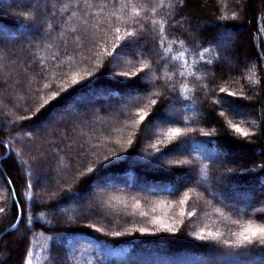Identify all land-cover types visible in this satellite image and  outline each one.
I'll return each mask as SVG.
<instances>
[{"label":"trees","instance_id":"1","mask_svg":"<svg viewBox=\"0 0 264 264\" xmlns=\"http://www.w3.org/2000/svg\"><path fill=\"white\" fill-rule=\"evenodd\" d=\"M0 141V264H264V0H0Z\"/></svg>","mask_w":264,"mask_h":264},{"label":"rangeland","instance_id":"2","mask_svg":"<svg viewBox=\"0 0 264 264\" xmlns=\"http://www.w3.org/2000/svg\"><path fill=\"white\" fill-rule=\"evenodd\" d=\"M230 36V34H227L226 33V39H221V45L224 47V46H226V48L227 47H229V40L227 39V37H229ZM121 57V56H120ZM224 57V56H223ZM100 95H101V93H95V94H92V93H90L89 94V100L90 101H93V100H96L98 97H100ZM74 105V104H73ZM69 106V109H73V112H75V106ZM172 113V112H171ZM60 117H62V120H65V118H66V116L64 115L63 116V114L61 113L60 114V116L59 115H52V119L49 121V123L48 124H45V125H43V126H41V128H40V131H42L43 129L45 130V132H48V130H49V127H51L52 125H53V122H55V121H58L59 119H60ZM67 119V118H66ZM38 130H36V132H37ZM56 172H57V170H55ZM48 179H47V177L46 178H43V183H44V185H46L47 184V181ZM0 187H2V181H1V179H0ZM249 198H252L251 196H249ZM149 251H151V252H153V249H151V250H149ZM148 253H150V252H148ZM141 259H143L141 262H139V264H150V260L149 259H153V264L155 263V262H157V261H160V259H164L165 260V262H166V264H172V261L171 260H166L165 258H164V256H163V254H159V253H154L153 254V258H149V257H144V258H141ZM145 259H147V261H145ZM154 259L156 260L155 262H154ZM216 261H217V263H219V264H231V259H230V256H226V255H222V256H219V257H217V259H215ZM189 261H192V260H188V262ZM202 260L201 259H196V261H194V263L195 262H201ZM203 262V261H202ZM191 263H193V262H191ZM205 263V262H204ZM175 264H177V263H175ZM188 264H190V263H188ZM198 264H203V263H198ZM233 264V263H232Z\"/></svg>","mask_w":264,"mask_h":264},{"label":"snow or ice","instance_id":"3","mask_svg":"<svg viewBox=\"0 0 264 264\" xmlns=\"http://www.w3.org/2000/svg\"><path fill=\"white\" fill-rule=\"evenodd\" d=\"M117 31H119V30H117ZM159 43L162 44L163 40H160ZM221 91H223V89ZM225 102L230 103L231 101H225ZM145 115H147V114H145ZM141 119H143V117H141ZM236 130L241 131V132L243 131L238 126H236ZM180 134H181V130L179 128L173 129L170 133L171 136H178ZM245 135H247V133H245ZM0 143H2V141H0ZM89 171H92V169H89ZM0 211H3V209H0ZM169 230H171V229H169ZM240 236L242 237V240L240 241V243L252 244L253 241L255 240L259 244L264 246V226L254 227L252 225H249L248 227H246L244 229V231L240 234ZM53 264H54V262H53Z\"/></svg>","mask_w":264,"mask_h":264},{"label":"water","instance_id":"4","mask_svg":"<svg viewBox=\"0 0 264 264\" xmlns=\"http://www.w3.org/2000/svg\"><path fill=\"white\" fill-rule=\"evenodd\" d=\"M16 224H17V223H16ZM16 224H14L13 226H11L9 229L14 228V227L16 226ZM9 229H7V230H9ZM7 230H6V231H7ZM6 231H5V232H6ZM5 232H3L2 234H0V237H1Z\"/></svg>","mask_w":264,"mask_h":264}]
</instances>
